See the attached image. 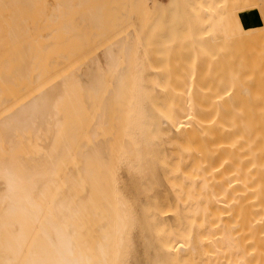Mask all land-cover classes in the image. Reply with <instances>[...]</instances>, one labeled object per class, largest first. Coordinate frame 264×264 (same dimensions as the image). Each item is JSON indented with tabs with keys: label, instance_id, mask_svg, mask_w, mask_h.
Returning <instances> with one entry per match:
<instances>
[{
	"label": "bare ground",
	"instance_id": "obj_1",
	"mask_svg": "<svg viewBox=\"0 0 264 264\" xmlns=\"http://www.w3.org/2000/svg\"><path fill=\"white\" fill-rule=\"evenodd\" d=\"M248 3L0 0V264H264Z\"/></svg>",
	"mask_w": 264,
	"mask_h": 264
},
{
	"label": "rangeland",
	"instance_id": "obj_2",
	"mask_svg": "<svg viewBox=\"0 0 264 264\" xmlns=\"http://www.w3.org/2000/svg\"><path fill=\"white\" fill-rule=\"evenodd\" d=\"M246 7H247L246 10H247V13L248 14L249 13L256 12L260 16L262 23H261V25H259L257 27H259V32L261 33L262 38L264 39V12H262V10L258 6H254V4L252 5V4L248 3L246 5ZM159 120H160L161 123L163 122V119L162 118H159ZM122 176L125 177V171H123ZM136 236H137L136 230H133V232H132V238L135 240L136 239ZM133 249L134 248H132V250ZM133 251H131L130 256H129L126 264H134V261H133L134 253H133Z\"/></svg>",
	"mask_w": 264,
	"mask_h": 264
},
{
	"label": "crops",
	"instance_id": "obj_3",
	"mask_svg": "<svg viewBox=\"0 0 264 264\" xmlns=\"http://www.w3.org/2000/svg\"><path fill=\"white\" fill-rule=\"evenodd\" d=\"M242 21L246 27H256L262 23L260 16L256 12L242 15Z\"/></svg>",
	"mask_w": 264,
	"mask_h": 264
}]
</instances>
